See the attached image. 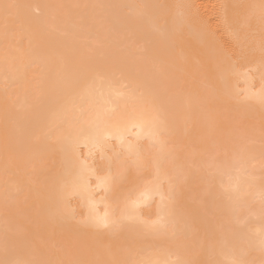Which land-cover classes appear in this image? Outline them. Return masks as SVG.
<instances>
[{
  "label": "bare ground",
  "instance_id": "bare-ground-1",
  "mask_svg": "<svg viewBox=\"0 0 264 264\" xmlns=\"http://www.w3.org/2000/svg\"><path fill=\"white\" fill-rule=\"evenodd\" d=\"M0 264H264V0H0Z\"/></svg>",
  "mask_w": 264,
  "mask_h": 264
},
{
  "label": "rangeland",
  "instance_id": "rangeland-1",
  "mask_svg": "<svg viewBox=\"0 0 264 264\" xmlns=\"http://www.w3.org/2000/svg\"><path fill=\"white\" fill-rule=\"evenodd\" d=\"M245 124H247V123H245Z\"/></svg>",
  "mask_w": 264,
  "mask_h": 264
}]
</instances>
